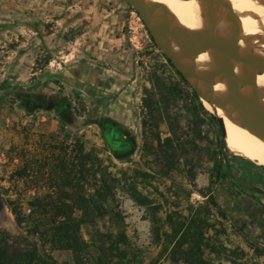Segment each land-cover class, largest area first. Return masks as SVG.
<instances>
[{
    "label": "rangeland",
    "instance_id": "rangeland-1",
    "mask_svg": "<svg viewBox=\"0 0 264 264\" xmlns=\"http://www.w3.org/2000/svg\"><path fill=\"white\" fill-rule=\"evenodd\" d=\"M48 90L76 126L17 98ZM90 110L117 126V153ZM217 119L126 1L0 0V248L59 264H264L228 194L264 211V166L222 150Z\"/></svg>",
    "mask_w": 264,
    "mask_h": 264
},
{
    "label": "water",
    "instance_id": "water-1",
    "mask_svg": "<svg viewBox=\"0 0 264 264\" xmlns=\"http://www.w3.org/2000/svg\"><path fill=\"white\" fill-rule=\"evenodd\" d=\"M124 1L138 14L155 46L194 91L202 106L216 118L220 115L240 124L264 125V95L249 83L252 78L264 79V55L251 53L239 45L237 15L226 0L180 1H197L209 8L222 5L232 20L227 29L185 11L175 13L163 0ZM186 44L202 49L214 60H222V52L237 77L229 79L196 66L185 49ZM221 130L223 133L222 126Z\"/></svg>",
    "mask_w": 264,
    "mask_h": 264
},
{
    "label": "bare ground",
    "instance_id": "bare-ground-1",
    "mask_svg": "<svg viewBox=\"0 0 264 264\" xmlns=\"http://www.w3.org/2000/svg\"><path fill=\"white\" fill-rule=\"evenodd\" d=\"M163 1L175 13L185 11L223 29H227L232 23L230 14L226 13L222 5L209 8L197 1ZM226 1L237 15L239 45L251 53L264 55V0ZM185 49L196 66L219 72L229 79L237 77L236 70L222 52V60H214L192 44H186ZM249 83L264 95L263 78H252ZM216 116L223 128V140L227 150L264 166V125L240 124L220 115Z\"/></svg>",
    "mask_w": 264,
    "mask_h": 264
},
{
    "label": "flooded vegetation",
    "instance_id": "flooded-vegetation-1",
    "mask_svg": "<svg viewBox=\"0 0 264 264\" xmlns=\"http://www.w3.org/2000/svg\"><path fill=\"white\" fill-rule=\"evenodd\" d=\"M17 98L21 101V106L30 113L40 109L50 113L52 120L57 118L73 126L77 124L76 114L63 101L59 91H44L40 96L18 94ZM86 121L96 123L101 128L102 134H107L112 143L120 142L117 137L119 133L117 126L97 111H88ZM229 208L236 227L252 239L264 243V211L258 204L249 203L242 194L232 193V206Z\"/></svg>",
    "mask_w": 264,
    "mask_h": 264
},
{
    "label": "trees",
    "instance_id": "trees-1",
    "mask_svg": "<svg viewBox=\"0 0 264 264\" xmlns=\"http://www.w3.org/2000/svg\"><path fill=\"white\" fill-rule=\"evenodd\" d=\"M102 135L110 150L113 153H117V149L120 147V142L112 143L107 134H102ZM221 147L222 150H225L224 141H222ZM99 192H100L99 189L97 188L94 189V193L92 194V196H97ZM228 194L229 196H232L230 192H228ZM213 204L215 206L219 205L216 200H213ZM92 208L98 210V207L95 205H93ZM60 224L65 225L67 224V222H61ZM69 224L72 230V234L73 235L78 234L79 223L76 222L75 220H72L69 222ZM116 243L120 244L121 241H116ZM115 249H118V247H116ZM0 264H59V263H57L46 251L38 252L36 249L28 250V251H19L17 252V255L14 258H10L0 248Z\"/></svg>",
    "mask_w": 264,
    "mask_h": 264
},
{
    "label": "crops",
    "instance_id": "crops-1",
    "mask_svg": "<svg viewBox=\"0 0 264 264\" xmlns=\"http://www.w3.org/2000/svg\"><path fill=\"white\" fill-rule=\"evenodd\" d=\"M235 165H236V166H242L241 169H244L242 163H239V162H238V163H235ZM244 167H245V165H244ZM246 167H247V166H246ZM243 171H244V173H243ZM243 171H238V173H240L241 175H240V176H237V178H238L237 180H238V181L241 180L240 182H245V181H246L245 178H244L243 176H246L247 171H246L245 169H244ZM235 186L238 187L239 185H238L237 183H235ZM230 193H231V195H232V191H230ZM250 200H252V199H251V198H249V199L247 198V201H248V202H251Z\"/></svg>",
    "mask_w": 264,
    "mask_h": 264
}]
</instances>
